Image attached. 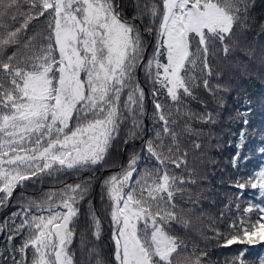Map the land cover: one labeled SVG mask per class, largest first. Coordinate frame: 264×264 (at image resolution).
<instances>
[{
    "label": "snow or ice",
    "instance_id": "1",
    "mask_svg": "<svg viewBox=\"0 0 264 264\" xmlns=\"http://www.w3.org/2000/svg\"><path fill=\"white\" fill-rule=\"evenodd\" d=\"M123 7L120 0H0V208L9 207L14 191L28 181L104 166L130 122L124 144L141 140L143 159L131 153L127 164L101 185V200L110 209L116 264H202L207 253L195 260L174 259L185 245L170 234L181 218L177 198L187 193L190 203L199 202L183 187L196 184L192 173L187 178L176 173L186 167L181 137L199 135L193 120L215 122L211 112L195 113L187 101L195 98L201 78L210 94L227 91L221 84L210 86L209 56L216 54L212 49L217 45L229 54L226 41L237 24L244 25L248 0H153L143 8L137 0L130 18L123 15ZM41 19L44 32L29 36V26ZM145 19L149 26L141 31ZM152 34L155 47L146 58L144 37ZM37 37L42 38L39 44ZM138 69L151 85L154 108L153 131L146 139V96ZM244 137L241 131V141ZM193 146L200 148L198 143ZM238 159L239 151L233 163ZM91 186L87 178L44 193L39 200L21 196L26 202L0 224V234L8 233L12 264H76L70 252L74 225ZM235 186L258 189L264 197V167ZM88 203L98 240L101 220L92 201ZM253 208L260 213L255 223L246 225L241 219L239 225H230L249 244L255 242L257 225L264 230V205L244 211ZM20 236L21 244L11 247ZM245 239L232 235L225 246ZM259 240L264 241V231ZM88 256L104 264L96 249ZM244 256L242 251L231 264H246ZM257 264H264V258Z\"/></svg>",
    "mask_w": 264,
    "mask_h": 264
},
{
    "label": "trees",
    "instance_id": "2",
    "mask_svg": "<svg viewBox=\"0 0 264 264\" xmlns=\"http://www.w3.org/2000/svg\"><path fill=\"white\" fill-rule=\"evenodd\" d=\"M138 2L143 8L146 3L150 4L153 0H138ZM120 3L124 6L123 15L130 18L135 13L137 0H120ZM20 22L22 21H18L16 26H19ZM156 23L158 24L159 20ZM147 26L149 21L145 19L141 31ZM44 29L45 24L42 19L33 21L29 26L28 35L42 33ZM155 41V34L144 37L147 46L146 58L152 55ZM41 42L42 38L37 37L36 43ZM226 42L229 44V54L225 56L217 45L216 49H212L216 54L210 55L208 62L213 73L210 86L221 84L227 91L210 94L204 89L201 78L200 86L193 90L195 98L187 101L195 113L211 112L215 122L202 124L193 120L191 126L199 131V135L181 137V153L185 151L187 153L186 167L182 165L180 169H176V173L186 178L189 172L192 173L196 184H186L183 187L190 189L193 201L198 199L199 202L195 205L190 203L187 193L183 199L177 198L176 202L179 205L177 211L181 218L179 223L172 225L170 234L183 241L185 245L174 259L190 256L195 260L202 253H207L202 264H231V261L244 251L246 264H257L260 258H264V241L259 240L260 231L264 230L259 229L257 225V235L253 237L255 242L249 244L243 233L235 232L230 225L233 222L239 225L241 219L246 225L255 223L260 213L255 208L251 213H245L244 209L250 205H264V197H261L258 189L246 187L240 190L235 186L238 182L247 181L249 176L264 167V152L260 151L264 148V0H248L244 25L237 24L231 39ZM196 74L199 76V73ZM137 78L145 89L146 118L143 124L147 129L144 137L146 139L154 127L151 85L143 69H138ZM241 113L247 115L242 116ZM244 119L248 121L246 126L243 124ZM129 124L123 126L104 166L78 173L44 176L42 179L26 182L24 187H18L14 191L9 207L0 208V224L12 212L17 211L21 203L26 202L21 200V196L39 200L44 193L57 191L65 184H75L91 178L89 196L81 203L80 216L74 225L76 234L70 252L74 253L76 264H95V256L91 261L88 256L89 250L93 248L103 259L104 264H116L115 245L112 240L113 228L108 216L110 209L106 199L103 202L101 200L104 194L101 185L106 177L118 171L117 167L120 164H127L131 153L141 154L143 159L141 140L124 144L125 139H128ZM241 131L245 133L243 141L240 138ZM194 143H198L200 148H194ZM241 143L243 147L238 148ZM238 151L239 159L234 164L233 158ZM139 167L143 168L144 163ZM89 200L92 201L101 220L98 240L92 234L93 229L88 215ZM19 222L20 220L17 219L16 223ZM11 226L10 224L9 227ZM7 235V232L0 234V253H2L0 264H12ZM232 235H239L241 239H245V242L225 246L226 239ZM22 239V236L16 237L11 247L19 246ZM31 255L29 249V260Z\"/></svg>",
    "mask_w": 264,
    "mask_h": 264
},
{
    "label": "water",
    "instance_id": "3",
    "mask_svg": "<svg viewBox=\"0 0 264 264\" xmlns=\"http://www.w3.org/2000/svg\"><path fill=\"white\" fill-rule=\"evenodd\" d=\"M147 126H148V122H147Z\"/></svg>",
    "mask_w": 264,
    "mask_h": 264
}]
</instances>
